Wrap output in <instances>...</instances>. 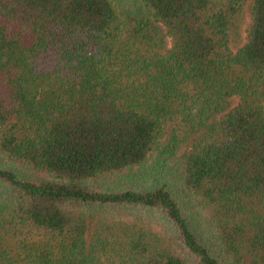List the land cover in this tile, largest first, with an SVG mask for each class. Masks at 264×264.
Wrapping results in <instances>:
<instances>
[{
  "label": "trees",
  "instance_id": "1",
  "mask_svg": "<svg viewBox=\"0 0 264 264\" xmlns=\"http://www.w3.org/2000/svg\"><path fill=\"white\" fill-rule=\"evenodd\" d=\"M0 264H264V0H0Z\"/></svg>",
  "mask_w": 264,
  "mask_h": 264
},
{
  "label": "rangeland",
  "instance_id": "2",
  "mask_svg": "<svg viewBox=\"0 0 264 264\" xmlns=\"http://www.w3.org/2000/svg\"><path fill=\"white\" fill-rule=\"evenodd\" d=\"M249 22L250 19L246 5L237 14L229 32V47L233 53L245 42ZM42 175L44 174L42 173ZM111 183L112 181L109 182V184Z\"/></svg>",
  "mask_w": 264,
  "mask_h": 264
}]
</instances>
